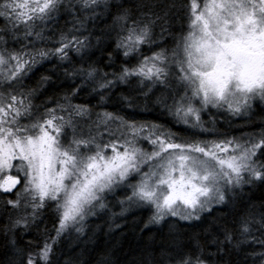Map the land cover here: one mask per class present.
I'll use <instances>...</instances> for the list:
<instances>
[{"label": "snow or ice", "instance_id": "obj_1", "mask_svg": "<svg viewBox=\"0 0 264 264\" xmlns=\"http://www.w3.org/2000/svg\"><path fill=\"white\" fill-rule=\"evenodd\" d=\"M256 181L264 0H0V264H53L66 234L92 256L143 209L168 231L125 264H264V203L205 226ZM49 208L55 235L22 242Z\"/></svg>", "mask_w": 264, "mask_h": 264}, {"label": "trees", "instance_id": "obj_2", "mask_svg": "<svg viewBox=\"0 0 264 264\" xmlns=\"http://www.w3.org/2000/svg\"><path fill=\"white\" fill-rule=\"evenodd\" d=\"M159 32V28L156 29ZM137 119L142 120H155L158 122H165L166 116L162 115L159 111L144 112L140 114ZM249 123H259V115L253 116ZM245 120L235 119L231 128L225 125L221 128V131H228L229 134H239L240 131H248L250 129L245 128ZM245 201L255 202L256 204L264 203V182L256 181L251 186L245 185L242 191H238L233 203L226 206H218L217 211L213 213L212 217H206L205 226L207 221L213 219L216 216H227L231 220V213L238 211ZM150 211L135 210L132 215H128L126 219L116 220V224L119 225L118 229H114L112 233L105 234L108 231V225L105 224V233H98L92 241L88 243V250L91 251L92 247H96V252L92 256H89L88 251H85L83 245L77 246L74 239H70L66 234L56 243L54 248V254L52 257L53 264H84V261H88L89 264H96V256L102 251L105 246L109 250H115L116 256L119 258L121 264H125L127 258H131L132 250L137 248V240L141 235L144 237L155 236L157 240L160 239L162 234L167 233L168 225H149L145 228V224L150 216ZM176 218H169V220H175ZM55 216L51 208L47 209L43 213V220L41 221L40 228H32L29 234L24 236L25 242L29 239L34 241H42L44 235H55L54 231ZM100 223V221H96ZM181 225H185L186 222H179ZM150 229V230H149ZM182 230H188L182 228ZM74 236V234H73ZM2 243V242H0ZM3 254V248L0 246V255ZM233 260L238 259L235 255Z\"/></svg>", "mask_w": 264, "mask_h": 264}]
</instances>
